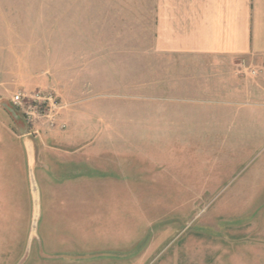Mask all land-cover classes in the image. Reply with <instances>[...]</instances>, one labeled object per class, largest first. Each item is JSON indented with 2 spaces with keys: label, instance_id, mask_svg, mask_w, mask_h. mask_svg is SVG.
Masks as SVG:
<instances>
[{
  "label": "rangeland",
  "instance_id": "rangeland-1",
  "mask_svg": "<svg viewBox=\"0 0 264 264\" xmlns=\"http://www.w3.org/2000/svg\"><path fill=\"white\" fill-rule=\"evenodd\" d=\"M152 6L0 0V264H264V55H159Z\"/></svg>",
  "mask_w": 264,
  "mask_h": 264
},
{
  "label": "crops",
  "instance_id": "crops-1",
  "mask_svg": "<svg viewBox=\"0 0 264 264\" xmlns=\"http://www.w3.org/2000/svg\"><path fill=\"white\" fill-rule=\"evenodd\" d=\"M152 12V43L159 55L225 61L264 55V0H153ZM16 76L35 80L34 75ZM15 127L18 128L16 124ZM20 134L25 138L30 161L37 163L33 141L25 133ZM41 167L35 166L38 172ZM72 174L62 182H68V188L73 190L70 186L80 177L74 171Z\"/></svg>",
  "mask_w": 264,
  "mask_h": 264
},
{
  "label": "built area",
  "instance_id": "built-area-1",
  "mask_svg": "<svg viewBox=\"0 0 264 264\" xmlns=\"http://www.w3.org/2000/svg\"><path fill=\"white\" fill-rule=\"evenodd\" d=\"M264 67V63L262 64ZM262 68V67H261ZM249 73L255 75L256 68H248ZM55 91L50 89H37L32 93L22 90L16 91L11 96V103L17 111L19 110L26 122L27 128L31 125H43L53 127L61 110V105L56 102ZM18 111V112H19ZM36 113V115H35ZM61 127H64L62 124ZM29 132V131H28ZM37 132V130H35Z\"/></svg>",
  "mask_w": 264,
  "mask_h": 264
},
{
  "label": "water",
  "instance_id": "water-1",
  "mask_svg": "<svg viewBox=\"0 0 264 264\" xmlns=\"http://www.w3.org/2000/svg\"><path fill=\"white\" fill-rule=\"evenodd\" d=\"M5 104H2V105H4L6 110L10 113V115L14 119V122L17 125L20 132L26 133L27 132V125H26V122L23 119V117L12 106H9V104H7V103H5Z\"/></svg>",
  "mask_w": 264,
  "mask_h": 264
}]
</instances>
